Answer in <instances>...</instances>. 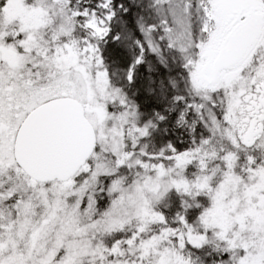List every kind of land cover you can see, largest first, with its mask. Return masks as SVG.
<instances>
[{
  "label": "snow or ice",
  "instance_id": "snow-or-ice-1",
  "mask_svg": "<svg viewBox=\"0 0 264 264\" xmlns=\"http://www.w3.org/2000/svg\"><path fill=\"white\" fill-rule=\"evenodd\" d=\"M0 264H264V0H0Z\"/></svg>",
  "mask_w": 264,
  "mask_h": 264
}]
</instances>
